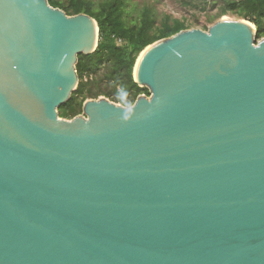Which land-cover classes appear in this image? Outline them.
<instances>
[{"label": "water", "instance_id": "1", "mask_svg": "<svg viewBox=\"0 0 264 264\" xmlns=\"http://www.w3.org/2000/svg\"><path fill=\"white\" fill-rule=\"evenodd\" d=\"M183 30L134 69L150 96L59 109L97 22L0 0V264H264V38Z\"/></svg>", "mask_w": 264, "mask_h": 264}, {"label": "trees", "instance_id": "2", "mask_svg": "<svg viewBox=\"0 0 264 264\" xmlns=\"http://www.w3.org/2000/svg\"><path fill=\"white\" fill-rule=\"evenodd\" d=\"M54 8L68 15L87 14L99 27L96 51L78 57L76 66L79 84L70 100L59 109L60 117L71 120L83 114L87 100L104 97L124 107H131L142 96H150L134 78V69L141 53L150 45L180 31L193 29L192 24L163 16L154 8L137 0H48ZM188 7L198 8L209 0H180ZM220 12L214 22L231 14L253 23L258 41L264 38V0H214Z\"/></svg>", "mask_w": 264, "mask_h": 264}, {"label": "rangeland", "instance_id": "3", "mask_svg": "<svg viewBox=\"0 0 264 264\" xmlns=\"http://www.w3.org/2000/svg\"><path fill=\"white\" fill-rule=\"evenodd\" d=\"M64 1V0H62ZM140 5H147L154 8L159 18L171 16L172 18L192 24L193 29L207 31L215 22V16L220 12V4L214 7V0H209L208 4H201L198 8L183 5L180 0H137ZM224 17L235 18L231 14ZM217 22V21H216ZM83 115V114H82ZM81 115V116H82Z\"/></svg>", "mask_w": 264, "mask_h": 264}]
</instances>
